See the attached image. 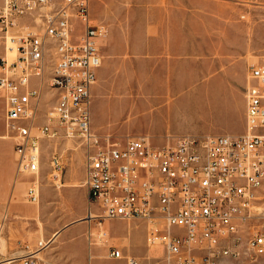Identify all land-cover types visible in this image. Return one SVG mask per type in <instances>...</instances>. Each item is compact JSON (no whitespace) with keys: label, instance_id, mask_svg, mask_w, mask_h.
I'll use <instances>...</instances> for the list:
<instances>
[{"label":"built area","instance_id":"built-area-1","mask_svg":"<svg viewBox=\"0 0 264 264\" xmlns=\"http://www.w3.org/2000/svg\"><path fill=\"white\" fill-rule=\"evenodd\" d=\"M106 33L105 24L91 19L90 0H0V38L16 44L12 61L0 57V99L25 196L39 198L42 143L69 139L81 151L98 224L143 220L147 246L163 248L162 264H216L234 252L230 243L240 238L250 207L264 200V54L249 65L242 133L120 141L91 126V87L101 64L96 39ZM55 154L54 148V180L61 169ZM246 244L244 254H264V227ZM108 255L140 263L117 246ZM36 258L30 252L23 264H37Z\"/></svg>","mask_w":264,"mask_h":264},{"label":"rangeland","instance_id":"rangeland-1","mask_svg":"<svg viewBox=\"0 0 264 264\" xmlns=\"http://www.w3.org/2000/svg\"><path fill=\"white\" fill-rule=\"evenodd\" d=\"M90 15L94 23L105 24L112 35L111 73L105 77L106 84L100 86L99 97L107 103L114 100L117 106L127 100L133 109L124 113L110 111L102 128L94 129L96 133L108 134L120 141L143 134L154 139L157 134L153 131H161L155 128L160 120L144 117V112L137 109L139 98L144 97L138 85L146 72L155 73L158 80L180 79V71L186 68L193 71L191 80L166 89L170 94H156L170 101L182 95L186 97L170 123L161 124L162 131L168 132V136L243 131L249 65L264 54V0H90ZM16 31L11 29L8 34ZM154 39L156 42L152 43ZM4 47V39L0 38V57L4 56ZM127 80L131 84L129 88ZM157 106L152 104V108ZM237 127L240 128L235 132ZM4 134L0 101V139L11 144L9 147L0 142V169L4 159L13 158L9 186L0 198V264H23L30 252H35L37 264H90L88 243L83 260L77 247L78 235L67 237L64 232L70 224L87 225L88 211L93 210L84 184L80 149L62 137L42 143L39 198L31 202L25 196L26 182L16 175L14 139L8 135L1 137ZM54 148L56 157L61 154V169L55 172L58 174L55 180L49 175L53 170L50 159ZM6 165H9L7 161ZM4 173L2 168L0 174ZM98 220L90 219L89 225L99 229ZM143 222L146 226L143 220L104 222L105 240L100 238L98 242L97 238H91L106 249L101 260L107 261L109 246L119 247L116 242L122 239L129 238L131 251L145 248L146 232L139 225ZM262 227L264 200H259L250 207V217L241 223L240 238L230 243L234 252L221 256L216 264H264V254L248 256L243 252L247 249L248 237ZM68 246L76 248L68 251ZM145 251L153 258L148 259V264H162V247L152 245ZM139 264H143L141 260Z\"/></svg>","mask_w":264,"mask_h":264},{"label":"crops","instance_id":"crops-1","mask_svg":"<svg viewBox=\"0 0 264 264\" xmlns=\"http://www.w3.org/2000/svg\"><path fill=\"white\" fill-rule=\"evenodd\" d=\"M110 35L111 34L109 33V31H107V33L105 35L100 36L96 39L99 54L101 56V64L99 65V67H97L95 69V82L91 87V126H92L93 130L94 129L98 130V129L102 128L105 121L107 119H109L110 111H118V112L124 113L126 111H132L133 110L131 108V106L129 105L127 100L121 103L122 106H117V104L115 103L114 100H113V102L107 103V101H105L104 99L99 97V92H98L99 88H100V86L106 84V81L104 82L105 77L109 73H111V69L109 67V65H110L109 56H110V49H111V45H112V39H111L112 35L111 36ZM150 40H152V38H150ZM154 40L155 41H152V43L156 42V39H154ZM148 44H151V41H149ZM150 48L152 49V47H150ZM149 51H151V50H149ZM144 58L146 59V57H144ZM186 67H188V64L186 65ZM189 70L190 69H188V68H186L185 70H181L180 74H182V75H181L180 79H177V77L175 79H170V78L166 77L162 80L156 79L155 75H154L155 73H147L146 72L144 75V80L141 83H139V85H138V87L140 88L141 91L143 89V92H141V93L144 95V97L139 98V101L137 103V109L139 111L144 112V114H145L144 117L155 119V120H157V119L160 120V122L158 123L160 125L155 127V128H158L161 131H155L154 130L153 133L157 134V135L154 136V139L151 138L152 141L155 143H164V141L167 139V136L170 134H168V132L162 131L163 127L161 124H163V122H165V121H166L165 124L170 123V121L173 119L176 111L178 110L179 106L186 102V97L184 95H182L177 100L170 101V100H166L163 98L160 99L159 97H156V94H158V93L170 94L168 91L166 93V89L169 90V88H176L178 86L177 83L180 81L183 82V81L191 80V77H192L191 73H193V71L192 70L189 71ZM175 72H177V70H175ZM130 86H131V84L129 83V80H127L126 81V87L129 88ZM157 89H160V92ZM0 101L2 102V105H3V127H4V131L6 133V134L2 135L1 137H6L7 132H6L5 123H4V103L1 99H0ZM152 104H159V106L152 108ZM239 128L240 127H237L235 132H237L239 130ZM244 128H245V104H244ZM243 131H244V129H243ZM143 135L149 136L147 134H143ZM181 135H186V134H181ZM233 135H237V134H233ZM171 136H178V135H171ZM0 142H2L3 144L6 143L9 145V147H11L10 142L7 140H1L0 139ZM12 146H13V143H12ZM6 161L9 163V165H6ZM2 168L4 169V171H6V173L0 174V198L9 186L10 173L13 169V158L12 159L11 158L10 159H8V158L4 159ZM15 170H16V167H15ZM109 220H111V219H103L101 224L104 226V222H108ZM87 225L84 223L70 224L67 226V228L64 231V232H67V235H66L67 237L68 236L72 237L74 235H78L77 237H79V243H78L79 245L77 247H78L79 255L83 258V260H85V258H86L87 243H88L89 255H90V257H89L90 262L89 263L90 264H103V262H108V263H112V264H120V263L125 264L124 260L115 259V258L110 257L109 255H107V261L101 260L102 258H104L103 253L106 252V249H103L100 246L96 245V244H98L99 241L98 242L97 241L92 242L90 240V242H88L87 235H84V230L88 227ZM139 225L143 226V228L146 232L145 223L143 222ZM91 228L94 230V232H97L100 229V228L98 229L97 226H95V227L92 226ZM105 231H106V229H105ZM55 234L56 233H54L53 236ZM143 240H144L143 242L145 243V248H138L135 251H131L132 249H130L131 242H130L129 238L122 239V241L120 243L119 242H116V243L120 244L119 247L122 249L123 253H127V254H130L132 256L138 257V258H140V260L142 261L143 264H148L149 261H148L147 255H149V254H147L145 251L148 247L147 246V235H146V233H145V237ZM123 247H126L128 250L124 251ZM75 248H76V246L75 247L73 246L72 248H71V246H68V251H70V249H75ZM110 248H111V246H109L108 252H109ZM92 259H95V262L92 263Z\"/></svg>","mask_w":264,"mask_h":264},{"label":"bare ground","instance_id":"bare-ground-1","mask_svg":"<svg viewBox=\"0 0 264 264\" xmlns=\"http://www.w3.org/2000/svg\"><path fill=\"white\" fill-rule=\"evenodd\" d=\"M11 37V36H10ZM4 56L6 57V59H7V61L8 62H10V61H12L13 59H14V57H15V55H16V44L12 41V39H10L9 37H7V40H6V45H5V47H4ZM12 55H13V57H12ZM10 57H12V58H10ZM67 141H71V140H67ZM16 182L17 183H21V181L19 180V179H16ZM89 215V216H88ZM98 215V210H97V208H94V210H89L88 211V214H87V218L89 219L88 220V225L90 224V219L91 218H94L95 216H97ZM112 220V219H111ZM246 220H244V222H245ZM127 222H130V221H127ZM102 230V231H101ZM103 231H104V229H103V227H102V224L100 223V230H99V232L95 235V233L92 231V229H91V226L89 225L88 226V230H87V237H88V239L89 240H91V237L89 236V233H92L94 236V238H97V241H99V240H101L100 238H102L101 237V235H102V233H103ZM150 246H152V245H150ZM149 246V247H150ZM237 254V253H236ZM236 256V255H235Z\"/></svg>","mask_w":264,"mask_h":264}]
</instances>
